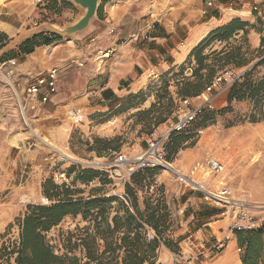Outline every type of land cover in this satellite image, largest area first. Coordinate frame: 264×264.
<instances>
[{
	"label": "rangeland",
	"instance_id": "obj_1",
	"mask_svg": "<svg viewBox=\"0 0 264 264\" xmlns=\"http://www.w3.org/2000/svg\"><path fill=\"white\" fill-rule=\"evenodd\" d=\"M224 2H231V13H240L242 16L239 18L250 24L244 32L240 30L225 41H206L200 54L208 57L204 59L206 65L201 72L206 73L212 68L216 75L224 74L229 79L228 74L239 75L264 57V44L261 43L264 37V0ZM82 11L77 8L69 14H62L54 10L38 15V20L61 24L76 18ZM252 32L258 36L255 45L248 36ZM42 33L49 36L52 32L43 30ZM38 40L41 39L33 38L32 42ZM234 46L241 47V60H217L220 51H230ZM20 49V44L11 49L1 47L0 62L10 56L16 57L15 52ZM7 53L8 56L5 55ZM238 61L242 63L238 64ZM195 67L196 57L190 55L182 65L158 77L151 75L149 69L146 86L135 93L113 96L106 110L96 113L67 104L49 116L46 114L48 110L52 111L51 105L40 108V99L32 101L35 96L25 97L23 87L18 88L24 99L27 123L14 92L0 77V87L6 90V102H0V246L18 240L19 220L28 211V206L53 203L63 197L66 188L73 200L96 199L106 207V222L110 224L106 232H111L118 241L124 234V208L135 210L125 194V184L131 183L136 189L138 210L144 211L146 200L155 206L157 199L161 198L166 205L168 227L155 249V264H242V250L238 249L237 241L227 248L229 241L236 236L229 228L231 217L228 212L222 214L230 210V206L212 195L226 189L225 195L230 202L242 201L256 222H264V96L228 101L227 87L213 97L212 108L194 117L179 132L171 133V125L178 121L187 107L201 103L207 96L205 89L200 93L202 98L188 95V81L196 79L192 76ZM14 76L10 80L15 81ZM250 76L255 80L264 79V60L251 70ZM217 89L218 85L211 93ZM184 97L189 99L188 105L183 103ZM71 106L81 108L82 121L73 123L70 120L67 110ZM160 136L164 137L165 153L171 157L169 162L182 173H192L199 183L203 181V189L185 186L166 167H159L152 177L141 179L142 173L139 176L140 188L129 178L126 169L113 163L116 153L123 152L131 159L126 168L135 166L133 159L145 151L149 139ZM185 149H188L187 171L175 165L176 158ZM212 158L223 166L219 173H213L208 167V160ZM88 169L91 172H85ZM89 174H92L90 180L81 179ZM189 191H193L190 198L200 200H196L198 203H193L192 207L198 204L199 212L215 214V219H222L223 225L212 223L202 226V231L188 237L198 226L192 220L188 221L192 209L186 205ZM204 193L210 196L204 197ZM114 215H118L117 227H114ZM101 219L102 215L96 218H84L81 213L65 215L47 232V237L50 243L58 244V239L64 238L66 231L80 233L89 226V232L96 235L98 247L103 250V241L96 226ZM144 226L148 239L157 236L152 227ZM179 235L181 239H178ZM164 239L171 241L172 245H166ZM58 247L61 248L59 244ZM123 250H118L119 260L123 257ZM56 251L61 252L62 249ZM7 262L15 264L14 256L8 261L5 256L0 257V264Z\"/></svg>",
	"mask_w": 264,
	"mask_h": 264
},
{
	"label": "crops",
	"instance_id": "obj_2",
	"mask_svg": "<svg viewBox=\"0 0 264 264\" xmlns=\"http://www.w3.org/2000/svg\"><path fill=\"white\" fill-rule=\"evenodd\" d=\"M229 4L223 1L206 6L205 0H99L96 15L84 30L49 44L35 45L27 53L16 52L14 80L22 88L56 68V91L47 103L38 102L42 109L51 105L52 111L47 109L46 115L52 116L67 104L91 113L105 111L113 96L135 93L146 86L149 69L158 75L169 73L187 60L191 49L211 30L241 17L240 13H231ZM77 8L70 0H1L0 31L8 36L5 46L15 44L16 38L33 25L45 22L39 21L38 15L54 10L69 14ZM82 13L61 24L53 23L63 26L75 22ZM248 36L252 44L258 42L255 32ZM35 97L32 101L39 99ZM195 97L202 98L201 94ZM0 102H6L3 87ZM175 165L188 170V149L182 150ZM200 183L204 186L203 181ZM191 192L186 204L192 208L188 221L198 226L188 237L202 231V226L223 225L215 214L199 212L198 204L192 207L200 200L190 198ZM234 241L236 236L227 248Z\"/></svg>",
	"mask_w": 264,
	"mask_h": 264
},
{
	"label": "trees",
	"instance_id": "obj_3",
	"mask_svg": "<svg viewBox=\"0 0 264 264\" xmlns=\"http://www.w3.org/2000/svg\"><path fill=\"white\" fill-rule=\"evenodd\" d=\"M249 24L248 21L234 17L227 23L211 30L191 49L189 56L193 55L196 57L197 67L192 71V76L196 79L188 81V86H190L188 95H199L201 91L212 83L214 77L217 76L215 70L212 68L206 73L201 72L202 68L206 65L204 59L208 57L207 55L200 54L205 42L209 39L225 41L240 30L244 32ZM33 38H40L41 40L32 42ZM60 38L61 36L58 34L51 33L49 36H46L41 31L25 39L20 44V48H22L20 51L27 53L32 51L35 45L49 44ZM7 42V34L0 31V48L4 47ZM261 43L264 44V37L261 39ZM219 53L217 60H224V62H230L235 58L241 60L242 52L240 46H234L230 51H220ZM5 55L8 56L9 54ZM13 57L10 56L6 59ZM263 60L264 57L257 60L252 65V68L245 70L235 77L228 89V101L232 99L241 100L249 96H264V79L255 80L250 76L251 70L261 64ZM237 63L241 64L242 61H238ZM206 109L210 108H203L198 115L202 114ZM179 131L171 130V133ZM165 157L167 160L171 159L166 153ZM71 168L74 167L72 166ZM158 169L159 167L139 168L129 178L141 188L142 184L139 185V176L143 173L141 179L152 177L157 173ZM85 172H91V170L88 169ZM91 178L92 174L81 177L83 181L90 180ZM45 192L48 196H52L48 191ZM70 194L71 192L66 188L63 197L58 198L53 203L28 206V211L19 220L20 231L18 240L8 245L2 243L0 246V257L5 256L6 261H8L10 257L14 256L15 264H155V249L160 243L159 239L162 237L163 231L168 227V213L166 212V205L163 199L158 198V203L155 206H151L146 200L144 211H140L136 205V189L131 183H126L125 194L132 202L135 210L133 212L128 207L124 208V234L117 241L111 232H106L110 227V224L106 222L108 211L106 207L100 205L96 199L79 198L78 200H73ZM110 199H113V197ZM95 208L98 209L93 212L92 210ZM78 213H81L84 218L88 216L96 218L97 215H102L101 221L97 222L96 226L103 241V250H100L98 247L96 235L89 232V226H85L80 233L66 231V236L58 239V244L61 248H57L58 244L56 243H50L47 232L59 223L65 215H77ZM117 217L118 215H114L113 217L114 227L118 225ZM144 225L152 227L156 231L157 236L148 239ZM234 232L238 247L242 250L240 254L241 263L264 264V222L258 226L235 230ZM179 238L181 239L180 235L178 236ZM165 244L168 246L172 245L171 241L166 240ZM122 248H124L123 257L119 260L118 250ZM56 249H62V251L57 252ZM7 264L9 263L7 262Z\"/></svg>",
	"mask_w": 264,
	"mask_h": 264
},
{
	"label": "built area",
	"instance_id": "obj_4",
	"mask_svg": "<svg viewBox=\"0 0 264 264\" xmlns=\"http://www.w3.org/2000/svg\"><path fill=\"white\" fill-rule=\"evenodd\" d=\"M224 0H205L206 6H212L217 2H223ZM37 2H41V0H37ZM255 8V7H254ZM16 65L15 58H9L0 62V77L11 87L14 92L17 100L20 112L24 121L27 123V116L25 114V103L24 99H22L21 94L18 91L19 84L17 81L10 80V77L15 73L14 67ZM151 75L157 76L158 74L151 70ZM228 73V72H227ZM237 75L228 74L227 79L224 74H219L214 77L212 83L205 88L207 92V96L204 97V101L201 103H197L192 107L188 108L184 111L183 115L178 119V121L171 125L169 130H181L190 123V121L196 117L199 113H201L203 108H212V99L213 97L221 90L229 87L233 82ZM56 68H52L47 71L45 74L40 75L34 82L28 83L23 87V94L25 97L39 96V99L42 102H45L49 99L50 95L56 91ZM216 85H218V89L215 90L214 94L211 91H214ZM183 103L188 105L189 99L184 98ZM67 115L73 123H78L82 121V112L78 107H69L67 110ZM163 136L158 138L149 139V144L145 151L134 158L136 161L135 166H129L126 168V164L131 161L129 157L126 156L123 152H118L113 158V163L123 169L127 170V174L130 176L135 170L144 167H166L174 174H176L177 179L180 183H184L185 186L189 188H201L204 187L195 179L194 176L182 173L177 168L171 165L169 160L165 157V147L163 145ZM208 167L213 173H219L223 166L221 162L217 159H209ZM194 174V173H193ZM222 195L227 193L226 189L221 190ZM210 196L209 194L204 193V197ZM213 196V195H212ZM226 196V195H225ZM214 199L222 201L224 203H228L230 206V210L222 212V214H226L228 212L229 217H231V221L229 223V228L231 231L247 229L251 227L258 226L260 223L256 222L252 215H250L246 211V205L242 201H233L230 202L227 198L226 200L220 198V196H213ZM240 250L241 248L238 247Z\"/></svg>",
	"mask_w": 264,
	"mask_h": 264
},
{
	"label": "water",
	"instance_id": "obj_5",
	"mask_svg": "<svg viewBox=\"0 0 264 264\" xmlns=\"http://www.w3.org/2000/svg\"><path fill=\"white\" fill-rule=\"evenodd\" d=\"M74 5L78 6L83 10L82 15L72 23H67L63 26H57L54 23L42 22L34 26L30 30L21 33L15 40V44L11 46H6V48L11 49L12 46L21 43L30 36L41 32L43 30H49L52 33L58 34L60 36H68L70 34L78 33L84 30L90 23L91 19L96 15L99 0H70Z\"/></svg>",
	"mask_w": 264,
	"mask_h": 264
},
{
	"label": "bare ground",
	"instance_id": "obj_6",
	"mask_svg": "<svg viewBox=\"0 0 264 264\" xmlns=\"http://www.w3.org/2000/svg\"><path fill=\"white\" fill-rule=\"evenodd\" d=\"M171 165L174 166V164H172V163H171ZM178 170H179V169H178ZM179 171H180V170H179ZM200 184H201V183H200ZM201 185H202V184H201ZM202 186H203V185H202ZM220 193H222V192L220 191V192H218V194H217V193H215V194H216L217 196H220V198H223V199L226 200V199H227V196L222 195V194H220ZM212 194H213V193H212ZM216 195L213 194V196H216Z\"/></svg>",
	"mask_w": 264,
	"mask_h": 264
}]
</instances>
